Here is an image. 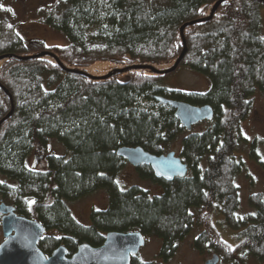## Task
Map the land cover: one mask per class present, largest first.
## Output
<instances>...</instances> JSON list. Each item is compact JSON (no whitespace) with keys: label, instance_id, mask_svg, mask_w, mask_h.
Segmentation results:
<instances>
[{"label":"trees","instance_id":"trees-1","mask_svg":"<svg viewBox=\"0 0 264 264\" xmlns=\"http://www.w3.org/2000/svg\"><path fill=\"white\" fill-rule=\"evenodd\" d=\"M216 0H53L39 8L40 19L62 31L67 42H28L10 8L0 1V202L45 226L38 246L46 253L64 244L71 255L82 242L103 243L108 231L139 230L156 235L159 256L171 259L179 242L197 230L193 246L214 251L229 264L264 261V194L252 192V209L241 210L237 176L246 156L260 160L257 138L249 139L243 121L256 93H264V31L261 0H224L209 20L186 25L187 51L180 65L205 74L208 87L187 93L157 85L166 73L131 64H173L183 49L180 26L205 16ZM41 51L44 54L19 58ZM84 69L96 60L125 68L102 79L64 69ZM164 67V68H166ZM177 67V68H178ZM85 70V69H84ZM210 104L205 127L181 125L175 107L155 98ZM142 96L152 105L139 104ZM181 136L179 156L187 173L167 180L149 164L135 169L159 191L124 184L119 176L128 160L121 146H141L160 155ZM50 139L63 152L49 151ZM45 153L42 165L29 163L32 152ZM98 189L105 207H92L81 223L70 203ZM0 213V228H1ZM221 217L233 231L226 241L215 225ZM130 264H154L138 254Z\"/></svg>","mask_w":264,"mask_h":264},{"label":"rangeland","instance_id":"rangeland-1","mask_svg":"<svg viewBox=\"0 0 264 264\" xmlns=\"http://www.w3.org/2000/svg\"><path fill=\"white\" fill-rule=\"evenodd\" d=\"M2 4L11 9L14 21L18 22V30L20 34L28 40V42L36 39L43 40L47 45H63L67 42L66 35L51 25L44 23L39 16L38 10L42 6H46L53 0H0ZM262 24L264 31V4L261 5ZM122 64L113 60H96L84 69L93 75L106 74L111 69L119 67ZM168 64L162 63L158 68H164ZM157 85L167 89H179L183 92L193 93L202 92L208 87V80L204 73L192 70L185 65H180L175 70L166 73L157 79ZM139 104L144 106L152 105V100L146 96L139 99ZM206 123L201 120L192 125V131H198L205 127ZM243 130L249 138H257V149L260 160L246 156V168L237 176V182L240 186L241 210L252 209L248 203V196L252 192L260 191L264 194V93H256L253 97V107L249 116L243 121ZM49 151L60 153L63 152V145L56 139H50ZM181 150V136L165 147L164 153L174 151L179 155ZM45 153L35 149L30 158L29 163L35 166L42 165ZM121 181L126 184H138L151 191H159L160 187L154 182L139 177L135 166L127 162L119 173ZM108 203V194L104 189L83 196L70 203L75 217L83 224L89 222V214L92 207L103 208ZM215 225L219 229L222 237L230 244L235 243L233 231L224 226L221 217H215ZM197 233L193 231L179 242L175 255L169 260H162L159 256L160 239L154 234L145 237L144 244L140 247L138 255L143 260H153L154 264H205L206 261L217 254L214 251L200 253L193 246V237ZM4 239L2 229L0 228V242ZM216 264H229L222 261L219 257ZM249 264H264V261L251 260Z\"/></svg>","mask_w":264,"mask_h":264},{"label":"water","instance_id":"water-1","mask_svg":"<svg viewBox=\"0 0 264 264\" xmlns=\"http://www.w3.org/2000/svg\"><path fill=\"white\" fill-rule=\"evenodd\" d=\"M224 0H216L209 13L205 16L184 22L180 26V34L183 42V49L173 64L166 68H158L152 64H131L128 68H149L155 73L163 74L175 70L185 52L187 51L184 28L186 25L195 22L209 20L214 15L219 4ZM264 3V0H261ZM44 54L55 55L50 51H41L30 55H20L19 58H30ZM0 55V58L5 57ZM66 70H72L85 74L91 78L102 79L110 76L112 72L125 68H116L106 74L93 75L84 69H75L66 66L57 59ZM0 86L8 92V89L0 82ZM8 113L0 119V124L11 115L14 110L13 98ZM155 98L171 104L175 107V114L181 125L190 128L193 124L212 118L214 111L210 104H193L184 100L167 98L156 94ZM118 153L125 157L133 165L140 163L149 164L157 177L167 180L174 176H183L187 173L188 167L179 155L174 151L156 155L148 152L141 146H121ZM1 229L4 239L0 242V264H130L131 257L136 255L145 242V236L139 230L131 231H108L103 243L93 246L87 242L78 245L77 250L71 255L64 244L54 248L50 254H46L39 246L38 241L45 232V226L37 219L18 214L12 205L0 202ZM219 259L217 254L208 259L205 264H216Z\"/></svg>","mask_w":264,"mask_h":264},{"label":"bare ground","instance_id":"bare-ground-1","mask_svg":"<svg viewBox=\"0 0 264 264\" xmlns=\"http://www.w3.org/2000/svg\"><path fill=\"white\" fill-rule=\"evenodd\" d=\"M11 114H12V113H11ZM7 118H8V117H7ZM7 118H6V119H7ZM128 162H129V161H128ZM134 166H135V165H134ZM44 233H45V232H44ZM43 235H44V234H43Z\"/></svg>","mask_w":264,"mask_h":264}]
</instances>
